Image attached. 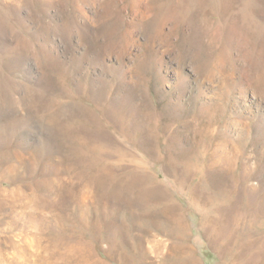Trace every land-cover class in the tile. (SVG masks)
<instances>
[{
    "label": "rangeland",
    "instance_id": "1",
    "mask_svg": "<svg viewBox=\"0 0 264 264\" xmlns=\"http://www.w3.org/2000/svg\"><path fill=\"white\" fill-rule=\"evenodd\" d=\"M0 264H264V0H0Z\"/></svg>",
    "mask_w": 264,
    "mask_h": 264
}]
</instances>
